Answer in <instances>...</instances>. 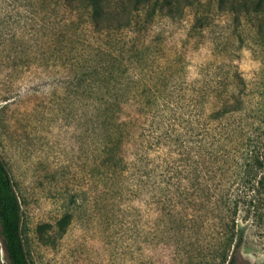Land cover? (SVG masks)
<instances>
[{
    "label": "rangeland",
    "instance_id": "374dc122",
    "mask_svg": "<svg viewBox=\"0 0 264 264\" xmlns=\"http://www.w3.org/2000/svg\"><path fill=\"white\" fill-rule=\"evenodd\" d=\"M31 1L0 0V155L21 200V233L30 263L193 264L189 235L183 241L173 236V228L159 221L157 203L146 201L140 189L145 169L163 165V158L172 159L177 150L168 154L171 142L164 148L157 143L143 156L140 122L149 132L157 129L156 119L165 128L170 114L187 118L195 93L236 66L245 79L246 103L264 105V14H228L216 8L215 0H200L173 17L157 10L140 31L137 22L115 30L129 39L122 53L125 75L150 78L153 86L148 93L145 82L134 86L136 104L148 97L153 102L132 123L133 138L124 143V161L115 169L100 165L106 131L98 125L93 97L60 83L59 73L54 79L46 44L34 30ZM108 1L116 9L104 27L125 23L130 8L122 9L121 0ZM148 11L141 10V18ZM201 16L208 17L207 23L195 26ZM109 29L102 36L87 32L93 49L107 40ZM144 46L146 52L136 56ZM159 79L171 91L167 102L155 84ZM208 107L205 103L204 110ZM125 117L124 111L117 113L121 122ZM186 125L178 120L175 127ZM241 227L238 263L264 264V239L248 224ZM0 263L8 264L2 249Z\"/></svg>",
    "mask_w": 264,
    "mask_h": 264
},
{
    "label": "trees",
    "instance_id": "16d2710c",
    "mask_svg": "<svg viewBox=\"0 0 264 264\" xmlns=\"http://www.w3.org/2000/svg\"><path fill=\"white\" fill-rule=\"evenodd\" d=\"M199 1L121 0V8H130L131 16L116 27H109L106 22L105 27L110 28L108 38L96 49L92 48L91 35H104L103 23L108 13L116 9L114 3L31 1L34 30L46 44V60L54 79L59 73L60 83L78 91L81 88L78 94L94 99L98 125L107 132L101 136L100 152L105 155L100 165L111 164L115 169L122 165L124 143L134 135L131 125L140 120L146 106L153 102L148 97L143 105L136 104L139 99L134 94L135 84L145 82L146 93L153 86L150 78L125 75L122 53L129 39L118 36L115 30L137 22L140 31L157 10L173 17L179 8ZM215 3L217 9L228 14L249 11L264 14V0H215ZM141 10H149L146 18H141ZM207 18L201 16L195 26H203ZM146 47L137 49L136 56L143 55ZM229 73L218 83L212 80L195 93L187 118L181 112L170 114L169 118L161 116L162 121L168 118L165 128L156 119L157 129L149 132L144 122H140V129L145 131L142 155L146 156L157 143L164 148L171 142L165 149L168 154L177 150L172 159L163 158V165L145 169L140 189L146 201L157 203L159 221L166 228H173V236L180 235L183 241L185 233L189 235L193 264H239L236 250L244 236L242 223L264 239V105L255 107L246 103V83L238 66ZM155 84L159 85V95L169 101L166 99L171 94L169 86L160 79ZM205 103L209 105L206 111ZM122 111L126 113L123 122L117 118ZM178 120L188 125L177 129ZM153 136L156 141H152ZM21 207L11 174L0 155V249L8 264H31L21 233Z\"/></svg>",
    "mask_w": 264,
    "mask_h": 264
}]
</instances>
